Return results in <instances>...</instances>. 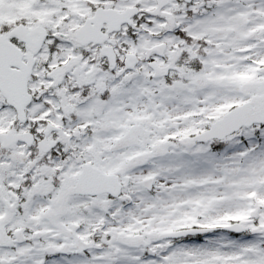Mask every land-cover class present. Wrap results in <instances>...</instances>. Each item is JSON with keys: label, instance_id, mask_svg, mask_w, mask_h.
I'll list each match as a JSON object with an SVG mask.
<instances>
[{"label": "snow or ice", "instance_id": "obj_1", "mask_svg": "<svg viewBox=\"0 0 264 264\" xmlns=\"http://www.w3.org/2000/svg\"><path fill=\"white\" fill-rule=\"evenodd\" d=\"M0 264H264V0H0Z\"/></svg>", "mask_w": 264, "mask_h": 264}]
</instances>
